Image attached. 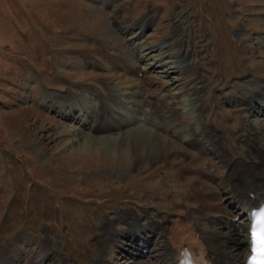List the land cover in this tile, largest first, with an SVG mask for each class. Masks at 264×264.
<instances>
[{
	"label": "rangeland",
	"instance_id": "obj_1",
	"mask_svg": "<svg viewBox=\"0 0 264 264\" xmlns=\"http://www.w3.org/2000/svg\"><path fill=\"white\" fill-rule=\"evenodd\" d=\"M144 19L149 20L150 26L141 33L133 26ZM125 27L131 28L129 33L122 30ZM136 38L139 45L153 46L167 41H175L177 46L182 41L181 51L190 52L185 59L193 64V72L200 71L198 74L209 79L204 96L206 114L202 116L205 109L201 106L198 117L221 129L231 127L232 132L227 133L230 141L240 138L247 127L244 118L232 121L236 118L233 113L223 110L231 109L224 96L256 90L252 86L237 89L235 84L244 81L264 88V0H0V264H36L41 258L43 264H98L100 260L106 264H128L140 261L142 255L144 261L146 254L136 256L135 250L127 246L122 251L114 244L105 247L102 242L109 232L126 228L121 224L125 215L142 214L141 224L149 220V215L166 221L171 213H191L193 205L188 202L186 207L188 195L180 187L188 188L176 181L183 173L194 178L184 169L197 166L216 174L221 172L213 168V162L215 167L220 166L216 160L206 159L203 164L183 143L178 153L169 149L149 159L140 152L132 157L116 146L88 144L84 148L86 141L74 140L64 127L68 121L41 106L46 102L68 103L71 92L75 99L83 98L79 101L87 110L93 100L88 92L95 90V128L85 134L94 141L110 137L102 131L100 93L109 91L106 79L114 71L111 72V60L127 55L132 64L140 67L124 73L128 65L122 63L115 69L119 74L110 79H134L136 74L146 87L148 79L142 68L159 61V68L149 72L151 95L145 94L152 114L157 115L171 103L169 99L158 100L156 95L165 92L160 91L161 87H182L188 79L182 80L181 71L162 74L176 61V49L168 54L157 48L149 61L138 65L130 56V40ZM211 47L213 53L208 50ZM163 64L167 66L161 67ZM133 89L136 91L137 86ZM165 90L171 96L181 92V88L175 93ZM177 100L181 104L188 102L181 93ZM112 104L121 109L113 99ZM172 106L178 110L180 104ZM73 113L76 116L78 111ZM191 114L196 117L198 113ZM251 114L249 120L257 118L256 127L263 128L261 106ZM158 121L162 122L155 118L151 123ZM202 126L205 125L201 124L198 131ZM74 130L73 126L75 135ZM249 131L256 132L253 128ZM214 133L222 135L218 129ZM127 135L130 133L121 136L123 148L128 151ZM166 139L175 143L171 137ZM202 155L201 158H211ZM204 181L207 180L200 179L199 186ZM208 185L213 187L212 183ZM198 224L221 233L219 225Z\"/></svg>",
	"mask_w": 264,
	"mask_h": 264
},
{
	"label": "bare ground",
	"instance_id": "obj_2",
	"mask_svg": "<svg viewBox=\"0 0 264 264\" xmlns=\"http://www.w3.org/2000/svg\"><path fill=\"white\" fill-rule=\"evenodd\" d=\"M149 26V20L144 19L141 24L136 23L133 27H137V30H140L142 33ZM128 29L131 28L125 27L122 30H125V33H129ZM136 40L137 38L132 39V41L130 40L132 51L130 56L132 55L139 62L138 65L149 61L150 54L157 48L164 49L168 54L171 49H176L178 53L176 63H172V67L168 70L164 69L162 74L169 76L181 71L182 80L186 81L188 79L187 83L181 84L183 85L182 87L171 88L169 86V88L167 87L168 85L161 87L160 91L164 90L165 92L163 95H160L161 92L159 96L158 94L156 95L158 100L166 102L165 100L169 99L171 103L167 107L162 108L157 115L154 116L152 114L151 106L145 99V94L151 95L149 87L152 76H149L151 75L149 72L153 71L155 67L159 68V61L149 64L148 68H142V73L148 79L146 87H144L142 80H139L136 74L133 77L134 79H130V77H124L123 79L116 77L111 80L110 78L118 73L115 69L122 65V63L128 65L124 67V73H130L136 67H140L137 64H132L130 62L132 58L128 60L127 55L116 56V58L114 57L111 60L114 66L111 72L114 71L112 72V76L106 79V84L108 85L106 89L109 91L100 93L101 98L99 103L97 102L100 105V108L97 107V109L99 108L98 110H101L100 112L104 114L102 127L105 130L102 129V131L109 133L110 137L94 141L85 134L87 131H93L95 128L93 123V109L95 106V104L93 105V101L96 99L95 90L88 92L93 100L89 103L92 106L87 110L82 107L83 105L79 101L83 98L75 99L74 96L76 95L71 92L69 94L73 96L69 99L68 103L52 102L50 104L46 102L41 103V106L56 113L61 119L68 121V124H64V127L67 128L68 133L71 134L74 140L79 141L80 138L86 141L83 144L84 146H82L84 148L88 144H101L104 147L116 146V148L122 149L124 152H129L132 157L136 156L137 152H140L144 154L145 158L149 159V157H157L159 154L163 155L169 149H173L174 153H178V148L183 143L189 146L198 158L202 159L203 164L206 163V159H211L212 162L216 160L220 166L219 168L215 167L213 162V168L215 170L220 169L221 172L216 174L213 170L199 169L197 166L184 169V171L191 172L194 178H188L183 173V175H178L176 181L181 184L180 186L184 185L188 188L182 189L183 186H179L181 190H186L188 195L186 205L188 202L193 205L190 207L192 209L191 213H171L169 214L170 218L166 221H163L160 217L149 215V220L147 219V222L141 224L139 221L142 214H134V216L125 215L121 218V224L125 225L126 228L120 231L112 230L113 232H109L108 238L102 242V245L109 247V245L114 244L116 247L122 249V251H126L125 247L127 246L135 250L136 253L134 254L136 256L146 254L144 261H141L144 257L142 255L140 256V261L134 260V262L131 261L128 264H244L249 256V230L253 210L258 209L264 202V123H260L263 128H257L259 120L255 118L250 121L248 116L257 109L259 103L261 106V117L263 116L264 88L256 85L255 82L252 85V81H244V83L235 84L237 89L239 87L243 90L247 86H252L256 90L246 91L243 95L229 93L224 96L231 109H222L233 113L236 118H232V121L244 118V122L247 125L243 129L240 138H232L230 141L228 140L229 135L227 133L232 132L231 127L226 126L225 129H221L216 123L208 125L209 123H204L205 118L198 117L202 113V107L205 109L202 116L205 117L206 114L204 96L205 91L208 89L209 79L200 73L198 74L200 71L193 72V64L190 65L185 59V57L189 56L190 52L186 54L181 51L182 47H184L181 45L184 43L179 41V43L177 42L178 45L175 46V41L173 43L167 41V43L165 42L162 45L153 46L152 44L139 45L135 42ZM173 45L174 47H172ZM211 48L208 50L213 53L214 49ZM100 53L103 54L102 52ZM167 53L163 58L168 55ZM103 57L105 60L109 59L107 55H103ZM194 61L196 62V59ZM107 63L110 65L109 61ZM99 65L102 66V63ZM194 65H197V62ZM164 66L166 67L167 65H161V67ZM108 68L104 69L108 71ZM197 70H200L199 67ZM200 78L203 80H200ZM130 80L134 81L130 82ZM143 81L145 80L143 79ZM135 85L137 86L136 91L133 89ZM166 88L170 89L169 91L172 93L177 92L181 88V92L179 93L187 97L188 102L182 101L181 104L180 100H177L179 93L171 96L165 90ZM139 96L141 98L138 100ZM127 98L130 100H126ZM112 99L115 101V105L117 104V106L121 107L120 110H117L119 109L118 107L113 106ZM139 102L143 104L138 105ZM84 104L86 105L85 102ZM171 104H180V107L177 110L175 106L171 107ZM75 110L78 111L76 116L73 113ZM183 110L184 112H182ZM193 111L196 114L198 113L196 117L191 114ZM220 111V118L223 121L222 110ZM155 118L162 122L151 123L152 119L155 120ZM168 120L170 122L167 123ZM188 121L191 122L188 123ZM201 124L205 126H202V130L198 131ZM73 126L75 128L74 132L77 133L75 135L72 132ZM185 128H188V130H185ZM249 128H253L256 132L250 134ZM217 129L219 132L221 131L222 135L218 136L214 133ZM150 130L157 133V135H163V137L157 136ZM125 133H130V135H127L129 140L126 139L129 145L128 151L123 148L125 143L121 135ZM224 133L227 137L224 136ZM116 136L120 137L116 139ZM166 137H171L176 144L168 141ZM111 138L115 141L117 140L115 145L113 144L114 140ZM230 152H232L233 156L230 155L229 157ZM202 154L209 155L211 158H201ZM134 161L135 159H132V164H134ZM172 178H175V176H172ZM200 179L207 180L201 183L202 187L199 186ZM208 183H212L213 187L209 186ZM199 222L208 227L210 224L219 225L221 233L219 230L216 233L206 230L203 226H199ZM154 235H157L158 238L155 239ZM149 246L151 247L148 248ZM29 256L32 257L33 255L30 254ZM43 263L44 260L41 258L36 264ZM98 264L106 263L100 260Z\"/></svg>",
	"mask_w": 264,
	"mask_h": 264
},
{
	"label": "snow or ice",
	"instance_id": "obj_3",
	"mask_svg": "<svg viewBox=\"0 0 264 264\" xmlns=\"http://www.w3.org/2000/svg\"><path fill=\"white\" fill-rule=\"evenodd\" d=\"M260 215L264 216V213ZM252 240L254 244L253 251H259L261 245H264V228L260 226L259 216L257 218V223L252 225Z\"/></svg>",
	"mask_w": 264,
	"mask_h": 264
}]
</instances>
